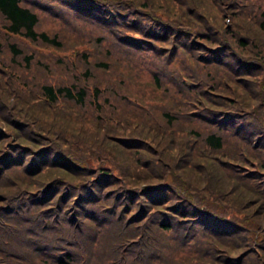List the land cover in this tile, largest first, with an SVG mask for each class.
<instances>
[{"label": "trees", "instance_id": "16d2710c", "mask_svg": "<svg viewBox=\"0 0 264 264\" xmlns=\"http://www.w3.org/2000/svg\"><path fill=\"white\" fill-rule=\"evenodd\" d=\"M0 264H264V0H0Z\"/></svg>", "mask_w": 264, "mask_h": 264}, {"label": "rangeland", "instance_id": "374dc122", "mask_svg": "<svg viewBox=\"0 0 264 264\" xmlns=\"http://www.w3.org/2000/svg\"><path fill=\"white\" fill-rule=\"evenodd\" d=\"M54 22H56V21H54ZM56 23H59V22H56ZM44 26L49 27L51 29H54V28H57L59 25L58 24H55L53 22H44ZM68 26L70 27V30H69V32H66L67 34H70L72 37H76V35H79L80 36L79 31L77 29L73 28L71 25H68ZM82 34L85 37H87L88 36L87 30H86V32H82ZM142 78L143 79H148L149 78V75H147V74L146 75H143Z\"/></svg>", "mask_w": 264, "mask_h": 264}]
</instances>
